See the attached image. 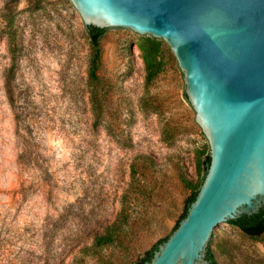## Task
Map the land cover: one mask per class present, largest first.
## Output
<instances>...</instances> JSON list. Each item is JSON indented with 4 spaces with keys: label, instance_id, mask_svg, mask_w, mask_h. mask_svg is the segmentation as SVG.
Here are the masks:
<instances>
[{
    "label": "rangeland",
    "instance_id": "obj_1",
    "mask_svg": "<svg viewBox=\"0 0 264 264\" xmlns=\"http://www.w3.org/2000/svg\"><path fill=\"white\" fill-rule=\"evenodd\" d=\"M145 38L108 29L96 68L73 0H0V264H132L175 231L211 142L165 38L147 81ZM209 248L264 264L232 222Z\"/></svg>",
    "mask_w": 264,
    "mask_h": 264
},
{
    "label": "water",
    "instance_id": "obj_2",
    "mask_svg": "<svg viewBox=\"0 0 264 264\" xmlns=\"http://www.w3.org/2000/svg\"><path fill=\"white\" fill-rule=\"evenodd\" d=\"M87 26L167 39L211 142V163L179 227L146 264H210L227 222L264 208V0H73Z\"/></svg>",
    "mask_w": 264,
    "mask_h": 264
},
{
    "label": "trees",
    "instance_id": "obj_3",
    "mask_svg": "<svg viewBox=\"0 0 264 264\" xmlns=\"http://www.w3.org/2000/svg\"><path fill=\"white\" fill-rule=\"evenodd\" d=\"M107 30L108 29H100L94 26H87V31L89 33L90 40L95 51L94 67L96 68L99 65L101 59V40L106 34ZM162 46H163V42L154 37H148L142 41L141 51L146 64V69H147L146 78L148 82H152L163 71V62L160 58ZM210 163H211V156L209 155L205 160L206 172L205 175L203 176V181L206 174L209 171ZM202 183L200 187L196 189V191L187 200L185 213L177 223L175 230L179 227L180 222L187 217L188 210L191 204L196 200L199 190L202 186ZM232 223L240 226L249 235L260 236L264 233V208L259 213L253 216H243L239 220L232 221ZM168 238L169 237L158 242L151 250L147 252V254L142 260L132 264H146L147 262L151 261L154 257V253L159 249V245L165 242ZM207 258L210 264H220L215 256L214 251L211 248L208 249Z\"/></svg>",
    "mask_w": 264,
    "mask_h": 264
}]
</instances>
